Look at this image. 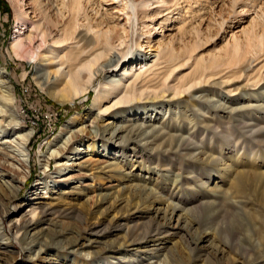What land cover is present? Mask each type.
<instances>
[{
    "label": "bare ground",
    "instance_id": "obj_1",
    "mask_svg": "<svg viewBox=\"0 0 264 264\" xmlns=\"http://www.w3.org/2000/svg\"><path fill=\"white\" fill-rule=\"evenodd\" d=\"M39 1L43 5L49 0L44 3ZM84 1L61 0L52 14L55 16L53 19H50L51 8L43 10L39 4L40 13H36L33 9H26L24 0L17 1L25 7V11L23 7L21 9L23 16H32L27 18V25L20 24L17 28L10 44L13 53L19 57H29L28 62L35 66L34 78L43 88L53 86L62 91V97L57 100H63L66 93L69 97L66 100L72 103L77 97L92 90L93 102L87 116H74L65 124L61 136L53 143L57 147L41 159L44 171L51 160L55 161L56 177L51 181L54 184L43 179V187L34 186L35 198L28 199V208L17 216V209L21 205L12 204L20 183L29 173L32 131L19 123L6 70L0 67V220L15 214L6 229L0 232V264L12 263L8 257L12 256L15 242L22 245L30 232L36 239L34 248L20 247L29 255V259L25 260L28 264L46 261L53 249L61 252L57 256L66 263L68 254L78 247L86 248L90 253V260L85 259L82 264H92L97 259L107 257V254L113 256L127 251L140 257L155 254L159 250L164 251L173 264H185L178 258L174 244L164 245L161 249L154 244L169 233V228L187 229L190 232L188 238L185 232L180 236L190 256L200 248L204 256L212 253L217 257L224 251L222 245H227L238 256L236 264H263L264 222L260 221V230L254 227L255 238L245 233L244 238L232 239V232H236V228L239 231L248 229L246 219H243V214L248 211L239 199L230 201L234 190L240 192L249 180L258 183L259 176L261 180L264 179V171L248 173L258 165L254 156L260 151V145H264V85H261L259 76L251 81L257 91L245 94L237 103L232 101L234 98L229 91L223 92L222 86L229 82L228 78H222L219 73L206 77L203 70L199 73L195 71L191 82L202 78L214 84L213 89L219 92L209 95L204 91H196L191 95L192 106L185 103L186 107L180 109L176 105L181 104V100H174L180 98L184 86L169 87L167 83L170 76L160 80L157 78L161 74L162 54H166L165 59L173 60L174 48L161 43L155 48V53L137 51L126 39L128 34L125 24L129 20L137 23L138 11L165 7L168 3L165 0H125L121 3L124 7L119 8L116 3L118 1L111 0L110 8H103L100 4L102 11L97 9L94 16H89L85 12ZM37 2L34 0V4ZM181 2L180 10L175 8L179 11L176 15L159 17L161 19L156 23L159 13L154 12L145 20L150 24L144 26L142 21L141 26L155 30L158 25L164 27L171 20L178 29H186L191 23L193 9L189 4L187 9L191 10H186L188 14L185 16L184 3L187 0ZM178 3L179 0H173L168 10ZM37 15L41 16L42 22H35ZM113 17L124 23H112ZM21 18L18 16V22L22 21ZM142 30L137 34L139 37L142 36ZM263 40L264 33L258 37L262 45L260 48L264 46ZM247 41L248 45L243 50L239 49L238 44L219 49L205 67L213 69L226 64L232 68L239 67L233 75L241 73L242 65L237 60L243 59L247 51L253 53L257 50V44L254 43L256 40L249 36ZM149 42L146 41L144 47ZM70 43H73V48ZM134 45L142 44L135 40ZM224 52L227 56L223 60L221 56ZM163 62L170 64L166 69L173 66L170 61ZM249 62H244L243 72L256 66L253 60ZM101 72L104 73V83L94 87V80ZM3 76L5 79L1 80ZM186 88L194 87L190 84ZM167 99L169 103H165ZM65 134L68 135L66 138ZM219 165L221 167L216 169ZM75 168L80 174L69 175V170ZM89 171L91 173L86 174ZM203 174L209 180L211 177L218 180L209 187V180H202ZM84 176H89V184L83 183ZM100 177L102 180H119V184L109 189L98 188L96 212L103 215L114 204L120 212L119 217H114L108 224L101 220L92 229H97L95 234L101 237L110 232L106 230L111 225H115L113 230L118 227L122 233L120 237L125 236L119 243L102 244L101 240L93 242L90 239L77 241L78 236L61 229V223L57 225L61 218L73 215L79 209L76 207L88 201L85 197L87 193L84 192L94 179ZM160 178L166 180L165 184H160ZM73 179H78L80 184L66 187ZM122 179L126 181L121 182ZM181 188L189 190L190 194L199 193V196L182 200L177 196ZM38 189L42 191L38 192ZM163 192L167 195H163ZM257 193L260 195L258 199L263 201L264 194L262 197L260 191ZM125 194L127 198H121ZM69 198L74 206L62 204ZM220 198L223 204L237 214L236 218L223 224L217 231L207 229L196 232L195 228L191 230L192 226L188 228V219L183 218L185 214H191L199 207L208 208ZM133 200H137V203L131 204ZM142 202L145 205H141ZM143 206L147 208L141 209ZM139 214L144 215L141 221L133 222ZM251 219L254 221L253 216ZM181 223L184 224L180 226ZM2 233L7 235V240L2 239ZM140 258L143 263L145 259ZM195 258L199 260L200 256ZM115 259L117 261L112 264L138 262L130 258ZM202 260L206 261L207 258ZM154 264L159 263L154 261Z\"/></svg>",
    "mask_w": 264,
    "mask_h": 264
},
{
    "label": "rangeland",
    "instance_id": "obj_2",
    "mask_svg": "<svg viewBox=\"0 0 264 264\" xmlns=\"http://www.w3.org/2000/svg\"><path fill=\"white\" fill-rule=\"evenodd\" d=\"M17 1L20 0H0V67L6 70L7 79L10 82L9 84L11 85L14 96L13 107L16 114L20 118L19 123L22 124L25 129H29L32 131V138L29 143V173L27 174L26 179L20 183L19 190L17 194H15L16 197L14 198L12 204L21 205L20 209H17L16 215L18 216L28 208V199L35 198V188L43 187V179L50 181L51 185L54 184L51 181L56 177L57 167L55 161L51 160L48 167H46L44 171V168L41 164V159H43V157L46 156L47 153H49L52 149L57 147V145L53 143H56L55 139L61 136V132L65 127V124L72 117L80 114H82L81 116L83 117L88 115V110L91 108L93 102V91L91 90L86 95L77 97L72 103H69V97L66 93L64 96L68 98L67 100L66 97L63 100H57V98L62 97V91L54 88L53 86L49 88H43V86L35 80V66L33 63L28 62L29 57H19V55L13 53L10 48V44L13 41L14 36L16 35L17 28L20 27V24L27 25V18L32 16L28 15L27 17H24L23 11H21L23 6L22 4L19 5ZM42 1L43 3L45 1L47 2V0ZM110 1L111 0H85V12L89 14V16H94L95 13H97L96 11L101 9V7L99 6L100 4L103 6V8H110ZM117 1L119 2H116L118 4V7L123 8L124 6L121 3H124L125 0ZM165 1L166 3H168L165 7H157L156 9L152 10L138 11L137 5L136 10L139 13L137 16L138 22L133 23L131 22L132 20L126 22L125 27L127 28L126 31L128 34V37L126 39L129 40V43H132L133 49L137 51L148 50V53H155V48L161 43L167 45L169 44L174 48L173 51L175 53V56L173 60L165 59L164 56H166V54H162L160 59V61L162 62L160 64L161 74L157 75V78L158 80H160V78L170 76L167 83L169 87L172 85H175L176 87H179L181 85L184 86V88L181 89L183 93L180 94V98L174 100L176 102L181 100L182 103L176 106L182 109L186 107L185 103H187V105L191 107V95L196 91H204L205 94L209 95L218 94L219 90L213 89L215 88L214 84L210 82L207 83L202 78L196 82H191V79L193 78L192 75L195 71L199 73V71L203 70V75H205L206 77H208L209 74L219 73L222 78H228L229 82L222 86L223 92H225L226 90L229 91V93L232 95L231 97L234 98L232 101H237V103L241 101L245 94L257 91V89H255V85L252 86L253 83H251V81L254 80L257 76H259V79L262 82L261 85H264V46L260 48V46L262 45L258 41V37L264 33V0H187V2L184 3L185 10L183 14L186 16L188 14L187 11L190 12L191 9H187L189 8V4L190 6L192 5L191 8L193 9V12L191 13V23H189L190 25L189 27L187 26L186 29H178L177 25L174 22H171V20H168L164 27L156 25L157 29L155 30L144 27L146 24H150L145 20L150 14L154 12L159 13L158 18H156L159 20H154L156 23H159L161 19L159 17L165 18L167 15L171 17L173 15H176V12L180 10V6L182 5L181 0H179L177 6L172 5L171 10H168V8L173 0ZM60 3L61 0H49L46 4L42 5L39 0L35 4L34 0H24L26 9H33L36 13H40L39 4L43 6V10H49V8H51L52 10L50 11V19H53L55 17L52 14L55 9H57V6ZM154 6H158V4H154ZM25 7H23V9ZM175 8H177L178 10L176 11ZM101 11L102 9L100 10V12ZM18 16H22V21L19 19L21 22H18ZM35 17L37 18H34L36 23L42 22L41 16L37 15ZM119 21V19L113 17L112 23L118 22V24L120 23L121 25L124 23V21ZM142 21L144 23V26H141ZM141 28L143 29L142 36L139 37L137 34H140ZM136 30H138V32ZM249 36H251L253 40H256L254 43L257 44V50H254L253 53L247 51L248 53L247 55L245 53L243 59L241 58V60H237L242 65L240 66L242 67L241 73L237 72L233 75V72H236L239 67L232 68L231 65L226 64L217 66L213 69L205 67L209 65L210 59L215 56L214 53L219 49L226 47L229 48L235 45L237 46L238 44L240 46L239 49L243 50V47L248 45L247 40ZM135 40L136 42L138 40V43L142 45H138L135 47ZM146 41L150 42L149 44H146L148 45L147 47H144ZM70 46L71 48H73V43H70ZM74 53L76 54L77 50ZM68 55H70V53H68ZM225 56H227L226 52H224V54H222L221 56L223 60L226 58ZM164 60L170 61L173 66L169 69H166L170 66V64H166L165 62H163ZM242 60H244V62L247 61L248 64L250 63L249 60H253L254 63H256V66L248 72H243L245 63ZM188 72L190 73V75H187ZM198 75L199 74H197L196 76ZM3 79H5L4 76L3 78H1V80ZM103 83L104 73L101 72L94 80V87L96 85L100 87ZM190 84L194 88H186ZM165 87L167 88V85ZM262 90H264V87L262 88ZM58 101H60L61 103ZM166 102L169 103L170 101H168L167 99L165 100V103ZM252 116L253 115H251L250 117L252 118ZM67 136L68 135L66 134L64 135L65 138ZM263 146L264 145H260V151L254 156L256 158V161L258 162V165L256 164V167L252 168L250 171H248V173L254 174L258 171H264ZM82 155H84V153L81 154V156ZM245 159H247V157H245ZM246 165H248V163H246ZM220 167V165L216 166V169H219ZM90 173L91 171L87 172L86 174ZM68 174L79 175L80 172L75 168L69 170ZM88 179L89 176H84V178L82 179L84 181L83 183L89 184L91 181H89ZM77 180L78 179L71 180L69 186L66 187H72L76 184H80V182L78 183ZM202 180L208 181V176L203 174ZM216 180H218V178L216 179L211 177L209 180V187L213 186L214 181ZM263 180H261V177L259 176L258 183L257 181L253 182V180H249L248 183L243 186L240 192H235L234 190L233 197H231L230 201L235 202L236 199H239L242 202V205L245 206V209L248 211V213L243 214V219L244 221L246 219L245 222H247L248 229L239 231L236 228V232H232V239L244 238L243 236L245 233L249 235V237L255 238L256 234L255 230H253L254 227H256L255 229L260 230V221L264 222V199L263 201L259 200L258 197H260V195L257 192L260 191L261 196L263 197ZM125 181L126 179L121 180V182ZM164 181L166 180L162 178L159 182L161 185H163L165 184ZM118 184L119 180L115 181L113 178L111 180H105V178L104 180H102L101 177L96 180L94 179V182H92L84 192L87 193V196L85 197L88 198V201L81 204L80 207H76L79 209H77L73 213V215H67L66 217H64V219L61 218L58 221L57 225L62 224L60 226L61 229H65L69 233H73V235L78 236L79 238L77 239V241H88L87 239H90L91 241L94 240L93 242H96L101 240L102 244L119 243V241H122L121 239L123 237L125 238V236L120 237L122 233H120L118 227L116 230H113L115 225H111L108 230H106L110 232L103 234L101 237H98L95 234V230L97 229H92L93 225L96 222H101V220H103V222L107 221L106 224H108V222L112 221L114 217H119L118 215L120 211L116 207V204L113 205L112 209L104 212L103 215H100L96 212V201L99 192L98 188L109 189ZM166 186H169V184H167ZM61 187L63 188L65 186ZM40 191H42V189H38V192ZM189 192V190L181 188L180 194H177V196H180V199L182 200L199 196V193L190 194ZM163 195H167V193L163 192ZM2 197L4 198L5 196L3 195ZM122 197L127 198V194L121 196V198ZM38 200L46 201L44 199H37V201ZM71 200L72 199L70 198L65 199V202H62V204L67 207H69L70 205L74 206V202H72ZM175 201L176 199L174 200V202ZM79 202H81V200H79ZM136 203L137 200L131 201V204ZM140 204L145 205L144 202ZM76 206H78V204ZM187 206H184V208H186ZM150 207L151 205L149 206V209ZM146 208L147 206H143L141 209ZM233 212L234 211L232 209L230 210L226 204H223L221 202L220 198L216 199L214 204H212L208 208L199 207L193 212H190L191 214H185L183 218L188 219L186 221L188 222V228L192 226L191 230L195 228L196 232H201L207 229H214V231L216 229L217 231V229L220 228L223 224L231 221L232 218L237 217V214H234ZM1 215L2 214L0 212V217ZM143 216L144 215L139 214L133 220V222L141 221ZM251 216L254 217V221L251 219ZM14 217L15 214H11L7 217H4L3 220H0L2 221L0 222V232H3V230L6 229L9 220ZM183 224L181 223L180 226ZM169 229H171L169 233L163 235V238H161V240L154 244H156L155 246L158 245L160 249L164 245L170 243L174 244V246L177 247L178 258L181 259L185 264H207L206 262H209L210 264H236L235 259L238 258V256L236 252L233 249L229 248L227 245H222L224 251L217 257H215L212 253H210L208 256H204L205 253L200 248H197V250L194 251V255L190 256L186 245H184V240L180 238L181 234H184V232L187 235L186 238H188L190 232L187 229ZM1 237L2 239L7 240V235L4 234ZM35 244L36 239L32 237V232H30L25 238V241L22 245L15 242L12 256H9L8 260L12 262L11 264H28L27 262L25 263V260L27 261L29 259V255H27L28 253L22 251L20 247L28 246L29 248H34ZM53 250V255L51 254L46 261L37 262L36 264H82L81 262H84L85 259L90 260V253L87 252L86 248L82 249L78 247L77 249L72 250V252L68 254V261L66 263L65 261H61L60 257L57 256V253L60 254L61 252H57L56 249ZM133 253L134 252L124 251L121 252V254H115L113 256L111 254H107V257H104L101 260L97 259L93 261L92 264H112V262L115 263L117 261V259L115 258H123L125 260H128L130 258V260H138V262H130L126 264H146V262L154 264V261L159 264H173L165 255V252L162 250H159L155 254L151 253L140 256L145 259L143 263L140 261L141 258L137 255H133ZM31 256L33 257V255ZM196 256H200L199 260L195 258ZM205 257L207 258V260L203 261L202 259H204Z\"/></svg>",
    "mask_w": 264,
    "mask_h": 264
}]
</instances>
